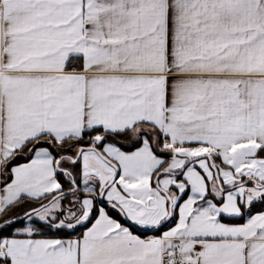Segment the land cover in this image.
<instances>
[{
  "label": "snow or ice",
  "instance_id": "1",
  "mask_svg": "<svg viewBox=\"0 0 264 264\" xmlns=\"http://www.w3.org/2000/svg\"><path fill=\"white\" fill-rule=\"evenodd\" d=\"M0 264H264V0H0Z\"/></svg>",
  "mask_w": 264,
  "mask_h": 264
}]
</instances>
